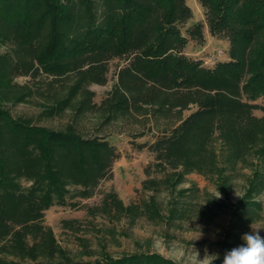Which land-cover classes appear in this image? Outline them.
Instances as JSON below:
<instances>
[{
  "label": "trees",
  "instance_id": "16d2710c",
  "mask_svg": "<svg viewBox=\"0 0 264 264\" xmlns=\"http://www.w3.org/2000/svg\"><path fill=\"white\" fill-rule=\"evenodd\" d=\"M198 2L211 37L229 44L228 59L213 67L184 53L190 41L205 42L204 23L188 26V0H0V41L7 46L0 54V264H173L156 253L75 261L45 223L50 207L75 206L68 196L91 198L113 177L116 147L84 137L73 124L89 111H102L106 121L153 117L157 137L138 145L154 156L146 173L154 167L178 182L190 173L216 176L226 195V172L254 152L257 163L233 215L240 224L264 218L255 200L264 191V106L257 103L264 97V0ZM115 59L123 63L117 82L97 104L90 86L107 84ZM42 74L64 85L49 114L75 111L65 130L14 118L3 107L31 94L17 78ZM105 207L128 210L115 193Z\"/></svg>",
  "mask_w": 264,
  "mask_h": 264
},
{
  "label": "rangeland",
  "instance_id": "374dc122",
  "mask_svg": "<svg viewBox=\"0 0 264 264\" xmlns=\"http://www.w3.org/2000/svg\"><path fill=\"white\" fill-rule=\"evenodd\" d=\"M188 4L194 15L188 26L204 23L205 42L190 41L185 55L202 60L207 67L227 60L228 42L211 37L198 0H188ZM6 50L7 46L0 41V54ZM121 65L123 63L118 59L111 61L107 84L90 86L95 92V103L100 104L111 92ZM55 81L47 74L36 80L19 77L16 82L21 85L27 83L31 94L21 102L6 100L2 102L3 107L14 118L65 130L73 123L76 114L71 107L60 114H49L55 98L64 92L63 83ZM6 88L8 93L15 92L11 86ZM257 103L264 106V97ZM188 113L185 112L186 115ZM255 114L263 116L261 111ZM159 123L162 125L165 121L160 120ZM73 124L84 137L106 138L120 154L113 166V177L103 180L91 198L68 196V203L75 206L54 205L46 211L45 223L53 230L60 247L73 260L93 262L105 255L118 258L134 253H156L173 264H191L197 252L199 259H203L205 254L216 255L218 258L213 264H223L224 255L243 243L241 237L251 231L252 223L264 227V218L240 224L233 215L252 178L257 163L254 152H250L233 173L226 172L225 176L229 178L226 195L216 176L190 173L178 182L175 177L168 178L167 173L154 167L149 175L146 173V168L154 162V156L146 148L139 149L138 145L151 143L157 137L159 129L153 117L142 113L118 114L106 121L102 111L95 110L83 113ZM215 146L219 158L224 161L222 144L217 142ZM24 185L28 183L24 182ZM217 190L222 194L221 199L213 198ZM110 193H115L128 210L107 209L105 199ZM255 200L264 208V191ZM64 221H73V225L66 226ZM260 235L264 237V229Z\"/></svg>",
  "mask_w": 264,
  "mask_h": 264
},
{
  "label": "clouds",
  "instance_id": "9594fccd",
  "mask_svg": "<svg viewBox=\"0 0 264 264\" xmlns=\"http://www.w3.org/2000/svg\"><path fill=\"white\" fill-rule=\"evenodd\" d=\"M213 198L221 199L222 194L217 190ZM250 228L251 231L241 237L243 243L224 255L223 264H264V237L260 235L264 227L254 226L252 223ZM208 258L212 259L208 260ZM217 258L216 255L205 254L203 259H199L196 252L191 264H213Z\"/></svg>",
  "mask_w": 264,
  "mask_h": 264
}]
</instances>
